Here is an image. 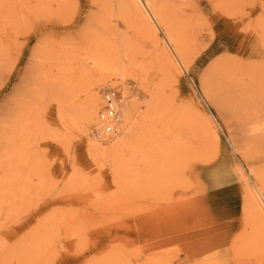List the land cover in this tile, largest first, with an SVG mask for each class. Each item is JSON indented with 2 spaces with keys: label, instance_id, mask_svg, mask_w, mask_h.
<instances>
[{
  "label": "rangeland",
  "instance_id": "rangeland-1",
  "mask_svg": "<svg viewBox=\"0 0 264 264\" xmlns=\"http://www.w3.org/2000/svg\"><path fill=\"white\" fill-rule=\"evenodd\" d=\"M132 2L0 0V264H264V0Z\"/></svg>",
  "mask_w": 264,
  "mask_h": 264
},
{
  "label": "bare ground",
  "instance_id": "bare-ground-1",
  "mask_svg": "<svg viewBox=\"0 0 264 264\" xmlns=\"http://www.w3.org/2000/svg\"><path fill=\"white\" fill-rule=\"evenodd\" d=\"M145 2H146V6H147V8H148V14H149V17H150V20H151V22L150 21H148L147 19V22L146 23H149V25H148V27H149V29L148 30H150V31H152V32H154L155 31V26H157V25H161V26H163L164 27V29L166 30V36H167V38H168V40L170 41V42H172L173 43V39L171 40V37H170V33L168 32V31H170V28L171 27H173V26H171L170 28L167 26V22H166V19H165V16H167V15H163V13L165 12L164 10L161 12V10L160 9H158V7L156 8L155 6H153V4L152 3H150L149 2V0H144ZM132 3H135L137 6H138V8H139V6L141 5V0H133V2ZM134 4V5H135ZM143 6V5H142ZM141 6V7H142ZM156 6H157V4H156ZM159 8H161V7H159ZM134 9V8H133ZM140 12V11H139ZM138 12V13H139ZM140 14H141V12H140ZM142 16V15H141ZM140 21V20H139ZM168 21V20H167ZM169 22V21H168ZM171 23V22H170ZM168 25H169V23H168ZM172 25V24H171ZM147 27V26H146ZM168 28V29H167ZM168 30V31H167ZM173 31V30H172ZM176 31V30H175ZM151 32V33H152ZM152 34H154V33H152ZM174 35V34H173ZM153 41V40H152ZM176 41H178V40H176ZM175 41V42H176ZM111 47V46H110ZM116 51V50H115ZM181 50H180V48L178 47V46H175L174 47V53H175V55L178 57V58H180L181 60H182V55H181ZM184 54V53H183ZM96 60V59H95ZM102 60V59H101ZM189 60V59H188ZM99 61V60H98ZM183 62H184V60H183ZM188 62V61H187ZM99 64V63H98ZM96 64L94 63V66H95ZM101 65V64H100ZM103 65V64H102ZM188 65V64H187ZM224 65V64H223ZM103 67V66H102ZM97 68V67H96ZM75 70V69H74ZM106 70V69H105ZM254 70V69H253ZM214 74V73H213ZM226 75V74H225ZM224 76V75H223ZM66 77V76H65ZM226 77V76H225ZM227 77L229 78V76L227 75ZM227 79V78H226ZM231 82V81H230ZM214 86V85H213ZM39 87H41V86H39ZM204 88H203V93H204V95L208 98V99H210V97H213L212 96V94L210 93V86L208 87L206 84H204V86H203ZM32 88V87H31ZM225 89V88H224ZM253 89V88H252ZM212 91V90H211ZM241 91V90H240ZM213 93V92H212ZM242 93H243V91H242ZM224 95V94H223ZM221 97V96H220ZM220 97L217 99H214L213 98V100H216L217 101V103H219L220 101ZM249 99H250V102L254 105V108H256V110H258V113H256V114H253L249 119H248V121H247V123H246V126H245V128H243V130H244V132H247V133H249V135H251V136H253V137H256V138H261V139H264V100L263 99H259V101H258V99L256 98V95L255 96H253L252 94H250V96H249ZM243 101V100H242ZM217 105V104H216ZM222 106V105H221ZM251 106V105H250ZM220 107V106H219ZM74 109V108H73ZM81 109V108H80ZM220 109V108H219ZM223 109V108H222ZM255 110V111H256ZM76 115V114H75ZM161 120V119H160ZM246 133V134H247ZM247 136V135H246ZM245 136V137H246ZM252 140V139H251ZM240 141V140H239ZM254 143V142H253ZM247 145V144H246ZM240 146V145H239ZM241 148V147H240ZM247 150V149H246ZM73 157V156H72ZM3 158H5V157H3ZM149 158V157H148ZM147 158V159H148ZM254 169V168H253ZM255 172V171H254ZM38 175V174H37ZM259 178V177H258ZM260 180V179H259ZM258 181V180H257ZM264 181V180H263ZM262 181V182H263ZM264 183V182H263ZM254 189V188H253ZM253 189L249 186V185H247V187H246V191H247V195L248 196H250V197H254L255 198V195H254V192H253ZM263 189V188H262ZM257 191L258 192H260V190L259 189H257ZM256 192V191H255ZM246 193V192H245ZM253 198V199H254ZM263 198V197H262ZM249 200H251V199H249ZM251 202H253L252 200H251ZM256 203H257V201H256ZM257 205V204H256ZM255 206V205H254ZM260 207V206H259ZM256 209H258V207L256 206ZM261 210V209H260ZM261 212V211H260ZM261 214V213H260ZM263 214V213H262ZM261 214V215H262ZM40 245V244H39ZM44 245V244H43ZM45 246V245H44Z\"/></svg>",
  "mask_w": 264,
  "mask_h": 264
}]
</instances>
